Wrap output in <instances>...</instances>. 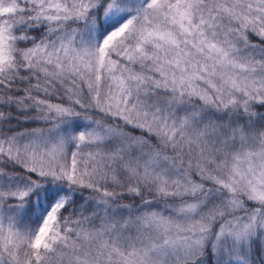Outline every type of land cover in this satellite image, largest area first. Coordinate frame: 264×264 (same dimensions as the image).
Here are the masks:
<instances>
[{
  "label": "snow or ice",
  "instance_id": "snow-or-ice-1",
  "mask_svg": "<svg viewBox=\"0 0 264 264\" xmlns=\"http://www.w3.org/2000/svg\"><path fill=\"white\" fill-rule=\"evenodd\" d=\"M0 264H264V0H0Z\"/></svg>",
  "mask_w": 264,
  "mask_h": 264
}]
</instances>
